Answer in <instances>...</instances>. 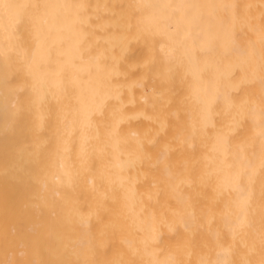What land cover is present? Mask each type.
<instances>
[{
    "label": "bare ground",
    "instance_id": "6f19581e",
    "mask_svg": "<svg viewBox=\"0 0 264 264\" xmlns=\"http://www.w3.org/2000/svg\"><path fill=\"white\" fill-rule=\"evenodd\" d=\"M10 2L0 264H264V4Z\"/></svg>",
    "mask_w": 264,
    "mask_h": 264
},
{
    "label": "clouds",
    "instance_id": "9594fccd",
    "mask_svg": "<svg viewBox=\"0 0 264 264\" xmlns=\"http://www.w3.org/2000/svg\"><path fill=\"white\" fill-rule=\"evenodd\" d=\"M260 2L262 4H264V0H260ZM13 7V5L11 4L10 0H0V10H9ZM262 15H264V13H262ZM18 105L17 104H13V108H17Z\"/></svg>",
    "mask_w": 264,
    "mask_h": 264
}]
</instances>
